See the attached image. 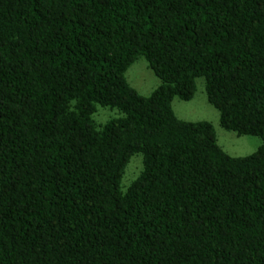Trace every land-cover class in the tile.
Masks as SVG:
<instances>
[{"label": "trees", "instance_id": "1", "mask_svg": "<svg viewBox=\"0 0 264 264\" xmlns=\"http://www.w3.org/2000/svg\"><path fill=\"white\" fill-rule=\"evenodd\" d=\"M197 78L253 153L175 116ZM0 264H264V0H0Z\"/></svg>", "mask_w": 264, "mask_h": 264}, {"label": "rangeland", "instance_id": "2", "mask_svg": "<svg viewBox=\"0 0 264 264\" xmlns=\"http://www.w3.org/2000/svg\"><path fill=\"white\" fill-rule=\"evenodd\" d=\"M127 83L142 96H148L160 83L159 79L148 68L143 57L137 58L125 71ZM195 93L188 101L174 97L171 102L175 116L187 122L206 121L214 129L217 144L230 156L242 157L253 153L260 145L261 139L251 135L237 136L232 131L223 129L219 124V114L206 100L203 79L195 80ZM121 116L117 109H109L96 105L93 120L102 124L110 119ZM141 169V155H133L125 167L120 186L126 188L138 175Z\"/></svg>", "mask_w": 264, "mask_h": 264}]
</instances>
